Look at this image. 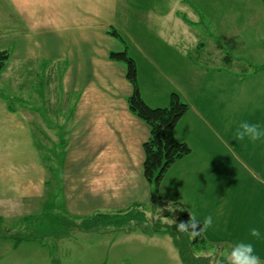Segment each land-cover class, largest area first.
<instances>
[{
    "label": "crops",
    "instance_id": "0c3cea01",
    "mask_svg": "<svg viewBox=\"0 0 264 264\" xmlns=\"http://www.w3.org/2000/svg\"><path fill=\"white\" fill-rule=\"evenodd\" d=\"M4 1L7 12L3 18L0 14V50H9L10 57L0 78L8 73L14 82L20 77L17 68L24 67L25 83L41 75L44 84L58 80V91L73 96L71 112L66 110L56 120L36 112L47 128L59 116L60 123L70 116L62 136L61 167L71 201L84 204L85 215L78 218L154 200L153 187L144 175V142L150 126L129 108L133 86L126 76V63L110 58V52L127 49L136 61L140 91L148 104L167 106L177 92L190 106L174 132L191 151L167 170L159 198L165 203L180 202L201 222L212 216V227L203 233L210 251L228 254L236 242L251 241L264 264V222L261 238L251 237L250 229L258 225L257 214H252L251 199L229 194L219 145V141L224 145L227 135L235 138L231 134L242 119L264 126V116L257 113L262 106H245L236 99L238 91L231 84L226 87L224 76L210 74L206 65L193 60L194 49L200 46H194L191 32L192 27L203 26L206 17L215 23L221 62L226 63V48L236 57L262 64L264 0ZM111 27L123 35L124 42L109 32ZM4 90L0 85V204L10 209L11 203L27 201V186H32L30 181L39 170L35 156H40L43 179L48 166L39 141L34 140L30 116H37L32 103ZM241 108L248 110L242 114ZM194 133L200 135L197 145L190 137ZM241 165L253 181L264 183L254 168ZM213 177L215 187L209 184ZM242 200L247 202L243 207Z\"/></svg>",
    "mask_w": 264,
    "mask_h": 264
},
{
    "label": "rangeland",
    "instance_id": "374dc122",
    "mask_svg": "<svg viewBox=\"0 0 264 264\" xmlns=\"http://www.w3.org/2000/svg\"><path fill=\"white\" fill-rule=\"evenodd\" d=\"M6 12L7 4L0 0L2 18ZM6 23L5 21L2 23L5 29ZM201 23L203 26L191 28L193 38L196 40L193 44L195 47L200 46L199 49H194L196 52L193 53V60L206 65L210 74L224 76L226 87L231 84L232 88L238 91L240 96L236 99L244 101L245 106L255 108L262 106L257 113L264 116V70L257 71L256 64L244 58V61H233L231 64L221 62L223 54L217 44L215 23L206 17ZM164 54L171 55L168 51ZM17 70L20 71V77L14 82L8 79V73L5 76L1 74L0 85L7 89L4 91L9 93L8 95L14 92L32 103V112L37 116V118L30 116V119H34L32 123L34 140L39 141V152L41 151L45 158L48 172L43 174V179L40 175V156L36 155L39 170L34 172V177L30 181L32 186H27L30 188L27 201L11 203L10 209L5 208L3 203L0 204V264H184L179 249L169 233H146L139 227L130 232L119 230L114 224L118 221L106 224V219H100L104 212H98L82 220L78 218L79 215H85L84 204L76 200L71 201L73 197L68 187L65 191L66 175L61 167L65 145L62 136L65 134L70 116L62 123L59 122L62 119L59 116V121L50 122L51 127L47 128L36 112L38 110V113L40 111V114L56 120V116L65 114L66 110L68 113L71 112L69 107L73 102V96L62 92L61 89V92L58 91V80L44 84L41 75L34 76L32 83H25L24 67ZM31 84L36 88L35 92ZM247 110L248 108H241L242 114ZM229 113L230 111L226 112V115ZM192 135L190 137L193 143L197 145L201 142L198 133ZM225 141L224 145L219 141V145L223 147L222 162L226 166L224 181L226 188L228 191L231 190L229 193L231 196L241 195L251 199L252 214L256 212L257 227L261 230V222H264V183L253 181L241 164L254 168L255 173L264 179V142L261 140L252 143L236 138L232 140L228 135ZM205 166L206 163L202 162L201 167ZM199 174L200 170H197V175ZM211 174L207 173L205 179L208 180ZM235 179L237 182L231 183ZM216 180L217 178L209 181L211 187H215L212 182ZM232 184L234 186H231ZM67 200L70 203H67ZM245 203L247 202L244 200L240 201V206L243 207ZM148 206L153 210L152 203ZM159 208L158 205L156 209ZM148 210L146 216L141 214L147 220L138 217L140 219L128 221L126 226L135 227L140 225L141 221L145 227H149L155 222L169 223L172 219L157 216L158 212L152 216ZM148 216L151 217L147 218ZM112 224L114 226H111ZM5 233L10 236H4ZM203 254L205 256L211 254L210 264H224L228 255L220 249L210 251L208 247L197 253L198 256Z\"/></svg>",
    "mask_w": 264,
    "mask_h": 264
},
{
    "label": "trees",
    "instance_id": "16d2710c",
    "mask_svg": "<svg viewBox=\"0 0 264 264\" xmlns=\"http://www.w3.org/2000/svg\"><path fill=\"white\" fill-rule=\"evenodd\" d=\"M109 32L121 41H125L123 35L115 27H111ZM9 57V50H0V73L5 69ZM110 58L126 63V76L133 86V92L128 97L129 108L150 126V136L144 142V175L153 187L154 200L152 204L154 206L159 205L160 208L156 209L157 206H153L152 210L148 204L137 203L117 212L103 213L100 219H106V224L118 221L114 224L117 226L116 229L120 230L132 231L134 228L139 227L146 233H169L179 249V254L184 264H210L209 260L211 258L209 256L204 254L202 256L197 255V253L206 250L208 247L203 234L191 239L187 234L178 232L175 225L162 221L155 222L153 226L149 227H145L141 221L138 226H126L128 221L140 219L138 217L145 219L141 214L146 216L148 209H150L148 211L151 212L152 216L158 212L157 216L174 218L177 223L186 222L190 218V212L180 202L165 203L159 198L160 185L167 170L178 159L186 156L191 151L189 144L178 139L174 132L177 123L188 112L190 106L177 92L171 94L170 103L167 106H152L148 104L140 91L136 61L128 54L127 49L110 52ZM224 58L230 64L233 61H244L243 58L234 56L226 48ZM256 67L257 71L264 70V63L256 64ZM168 206L176 210L169 212L167 211ZM150 217L148 216L147 218ZM114 224L111 226H114ZM4 236L10 235L5 233Z\"/></svg>",
    "mask_w": 264,
    "mask_h": 264
},
{
    "label": "clouds",
    "instance_id": "9594fccd",
    "mask_svg": "<svg viewBox=\"0 0 264 264\" xmlns=\"http://www.w3.org/2000/svg\"><path fill=\"white\" fill-rule=\"evenodd\" d=\"M234 136L240 141H250L256 143L264 139V126L259 123L242 119L238 122ZM176 209L167 207V211L174 212ZM170 224L175 225L178 232L185 233L191 239L201 236L204 231L213 225L211 215L204 218L201 222L190 213V218L185 222L177 221L172 218ZM250 236L259 240L261 238V230L258 227L250 229ZM227 264H262L260 256L257 254L254 244L251 241H238L230 248L228 255L225 257Z\"/></svg>",
    "mask_w": 264,
    "mask_h": 264
}]
</instances>
